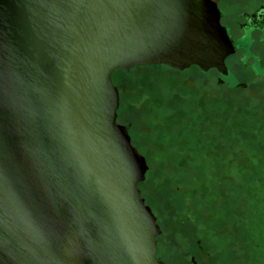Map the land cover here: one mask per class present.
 I'll return each mask as SVG.
<instances>
[{"label": "water", "instance_id": "obj_1", "mask_svg": "<svg viewBox=\"0 0 264 264\" xmlns=\"http://www.w3.org/2000/svg\"><path fill=\"white\" fill-rule=\"evenodd\" d=\"M215 1L0 0V264H165L157 205L264 158V94L225 62L264 41L240 26L261 7ZM149 65L181 72H128ZM194 84L238 104L220 154L215 127L182 136L191 105L175 117L167 89Z\"/></svg>", "mask_w": 264, "mask_h": 264}, {"label": "rangeland", "instance_id": "obj_2", "mask_svg": "<svg viewBox=\"0 0 264 264\" xmlns=\"http://www.w3.org/2000/svg\"><path fill=\"white\" fill-rule=\"evenodd\" d=\"M217 1L232 13L264 6V0ZM226 66L228 79L264 94V41ZM233 208L236 217H227ZM157 210L165 264H264V158Z\"/></svg>", "mask_w": 264, "mask_h": 264}, {"label": "trees", "instance_id": "obj_3", "mask_svg": "<svg viewBox=\"0 0 264 264\" xmlns=\"http://www.w3.org/2000/svg\"><path fill=\"white\" fill-rule=\"evenodd\" d=\"M231 56H228L226 58L225 62ZM158 67H166L168 69L181 72L180 70L173 69V68H170V67L165 66V65L136 66V67L130 69L128 72H131L132 70H134L136 68H147V69H150V70H154V69H157ZM191 68H196L197 70H199V72L201 74H203L207 78H208V76H209V74L211 72L218 73L215 69H210V70H208L207 72L204 73L197 66H191L190 68L185 69L183 71H187V70H189ZM115 71H122L123 73H127L126 71H123L121 69H115L113 71V73ZM219 76H220V78L222 80H225V78L222 77L220 74H219ZM206 86L205 85H195V84L192 85V86H190V87H188V88H181L180 86H175V87L172 86V87H170L172 89H167V91L171 90L173 92L172 93V96L170 95V97H171V101L173 100L172 105H174V110H175V112H177V114H176L175 117L180 116V115H183L182 112L185 111V110H181L180 111V109H177L178 104L181 103V104H184L186 106L189 105V104L191 105L190 112H189V117L191 119H193V122H195V124H191L190 130H188L187 132H185L184 134H182V136H184V137H186V135H188V138H186L185 141H188L189 143H193V141L196 139V137L197 136H200V135H202V136H200L198 138H201V139H203V137L205 138V136L200 133L201 131L199 132L200 127H199L198 124L204 125L205 127H207L206 126V124H207L208 127L211 128V130H212L213 127L216 128V130H215L216 135L214 137L211 136V135L208 136V140L207 141H209L208 142L209 143V146L211 145L212 149L218 150L217 153L220 154V152L224 148V146H227L228 145V142L230 141L229 140V134L226 133L227 131L225 130V128L223 130H225V133H226V136L227 137H224L223 136L221 138L222 132L220 134H218V131L221 129L220 126L224 127V125H226L228 127L229 126L230 119H231L232 122L234 121V120H232V115L234 113L233 114H232V112H229V114L228 113H225L224 109L227 108V110H228V109L232 108V110H233L236 107L235 108V113H236L237 112V106H238V104H237V106H235V102H233V101L230 102V100H228V97L225 96L226 91L228 90V88H226L224 86H221V93L219 92L220 94H218L217 96H214V98L213 97L211 98L207 94V90L206 89L208 87H206ZM118 90H119V88H118ZM204 93H206V94H204ZM231 98H233V97H231ZM233 100H236V99L233 98ZM247 103H248V101H245V103H243L242 105H241V103H239V105L242 108L241 109V112L242 113L244 112V114H245L244 124L247 121H249V120L253 124V123H255V120H253L254 119V116H255V112H254V110H251V111L247 110V108H246L247 107ZM152 104H153V107H152V110L153 111H154V109H156L158 111L166 110V109H164L162 102L157 101V102L152 103ZM127 105L128 104H125L124 99L120 97V92H119V107H118V110H117V114H118L117 121L119 123H121V120L119 118H121L123 116V111L126 109ZM147 107H149V106H147ZM171 107H173V106H171ZM171 109H173V108H171ZM245 111H247V112H245ZM237 113H239V111ZM236 115H238V114H236ZM256 116H257V114H256ZM229 117H230V119H229ZM235 120H236V117H235ZM211 121H215V124H213ZM242 124H243L242 122H239L238 123V126L244 128L243 127L244 125H242ZM172 126H174V125L171 122H169V125L166 126V127H169L171 129ZM163 128L165 129V126ZM174 128H175V126H174ZM208 131H210V129H208ZM220 131H222V129ZM127 132L130 135V137H131V141H132L133 146L136 148L137 151L140 152V150L137 149V147L135 146V143H134V139L135 138L133 137V135L131 134V132H129L128 130H127ZM173 132H174V130L172 131V133ZM194 132H197L199 134H196ZM169 138L170 137H168L167 140ZM169 141L174 144V143H176L177 140H176V137L173 136L172 138H170ZM225 141L227 143H225ZM205 145H206V142H205ZM187 146H188V144H187ZM201 148H204V147H201ZM199 149H200V147H199ZM142 155L145 157L144 154H142ZM145 159H146V157H145ZM141 183H139V184H141ZM231 197H233L232 199H236L237 195L236 194L235 195L234 194H231ZM235 211H237V210H235V208H233L231 210V212L227 214V217H236Z\"/></svg>", "mask_w": 264, "mask_h": 264}, {"label": "flooded vegetation", "instance_id": "obj_4", "mask_svg": "<svg viewBox=\"0 0 264 264\" xmlns=\"http://www.w3.org/2000/svg\"><path fill=\"white\" fill-rule=\"evenodd\" d=\"M215 2L217 3V6L219 7V9L222 10V8L219 6L218 2L217 1H215ZM243 15L245 17V21L242 24H240V26H242L246 30L258 31L259 33H261L262 37L264 38V6H262L258 10H254L253 12H248V13L243 12ZM224 16H225V13L223 11V16L221 17V20ZM221 23H222V21H221ZM223 25L227 26L226 24H223ZM157 257L159 258V256H158V243H157ZM192 260L194 261V259H192Z\"/></svg>", "mask_w": 264, "mask_h": 264}]
</instances>
